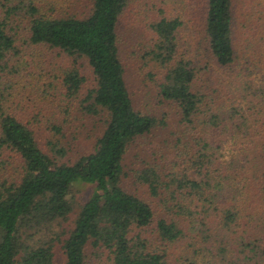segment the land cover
Wrapping results in <instances>:
<instances>
[{
  "label": "trees",
  "instance_id": "16d2710c",
  "mask_svg": "<svg viewBox=\"0 0 264 264\" xmlns=\"http://www.w3.org/2000/svg\"><path fill=\"white\" fill-rule=\"evenodd\" d=\"M26 9L27 49L74 58L38 96L54 110L21 117L12 86L33 62L20 57L7 26L13 9L0 18V264H57V253L60 264H264V79L257 77L264 61L251 62L254 52L264 55V0H88L68 12L29 2ZM126 10L140 15L135 53L164 71L156 93L182 126L167 161L126 163L131 144L162 123L134 107L125 81L118 28ZM235 22L244 41L237 64ZM200 49L215 68L236 65L228 85L236 102L213 106ZM75 58L92 77L81 98L85 78ZM55 97L64 113V101L78 99L102 118L90 148L70 158L58 139L43 144L35 133L37 122L62 135ZM79 183L91 190L74 210Z\"/></svg>",
  "mask_w": 264,
  "mask_h": 264
},
{
  "label": "rangeland",
  "instance_id": "374dc122",
  "mask_svg": "<svg viewBox=\"0 0 264 264\" xmlns=\"http://www.w3.org/2000/svg\"><path fill=\"white\" fill-rule=\"evenodd\" d=\"M29 2H32L37 7H41L46 11H74L81 10L85 7L88 0H0V18L5 17V11L9 8L13 9L7 15L6 23L8 28L16 33L17 45L20 49V57L33 64L28 68L20 71V77L15 79L12 86L14 99L18 101L17 113L21 117L31 116L32 114L51 113L55 108V102L40 99L38 96L42 94L43 89H46V83L52 82L50 77L54 74H59L65 67L73 65V56L58 53L55 50H49L43 47L29 46L27 49L23 40L26 35L27 14L26 7ZM140 15L132 16L130 11L126 10L122 17L119 33V54L124 67V77L128 89L131 93L133 105L141 112L153 115L162 123L154 126L149 133L137 138L130 146L126 154V163L139 164L140 160H150L152 158L156 161H167L173 156L175 147L173 146L175 135L181 130V125L178 122V116L175 112L174 106L165 101H161L156 93L155 81L163 75V70L151 62H143L135 53L141 34V25L139 24ZM234 33L236 34V41L239 43L235 48L237 50L238 58L234 63H242V47L243 37L240 36L242 31L240 25L235 22ZM199 60L208 63V69L203 71V80L207 83V91L213 95V106H219L220 101L223 104L228 102H236L234 90H230L228 85L231 78L234 77L236 65H232L229 69L215 68L214 62L207 55L205 49H200ZM253 56V52L251 54ZM254 52L251 62L254 60H263L264 55ZM80 63L79 68L84 75V82L81 88L79 98L85 92L87 87L92 84L91 73L82 59L75 58ZM250 62V63H251ZM40 63V66L36 64ZM260 66H258L259 68ZM262 70L257 74V77L264 79V62L261 66ZM30 70V72L28 71ZM36 73H35V72ZM29 72V73H28ZM148 73L155 75V80H151ZM36 81V82H35ZM36 84V85H35ZM49 93H54L53 89L48 90ZM54 97V95H53ZM51 100L52 97L48 96ZM56 103L60 104V111L58 108V118L61 125L62 135H53L47 130L45 124H34L35 133L39 138L40 143H45L47 139H58L62 146L66 149V157H72L75 154L90 148L94 135L101 128L100 114L92 115L85 112L78 99H69L65 104L68 105L66 112L62 111L64 103L55 97ZM48 101V103L46 102ZM48 104V108L46 106ZM52 103V104H51ZM63 105V106H62ZM37 118V117H36ZM35 118V119H36ZM38 119H36L37 121ZM53 141V140H51ZM160 158V160H159ZM90 187L79 183L72 187V197L74 201V210L77 205L83 201L90 192ZM56 263H61L60 254L56 255Z\"/></svg>",
  "mask_w": 264,
  "mask_h": 264
}]
</instances>
